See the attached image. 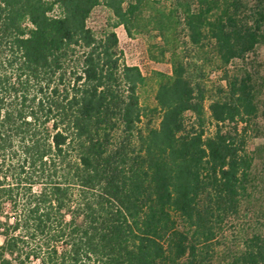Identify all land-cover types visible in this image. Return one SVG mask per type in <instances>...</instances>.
<instances>
[{
	"label": "trees",
	"instance_id": "trees-1",
	"mask_svg": "<svg viewBox=\"0 0 264 264\" xmlns=\"http://www.w3.org/2000/svg\"><path fill=\"white\" fill-rule=\"evenodd\" d=\"M202 4L184 10L188 38L212 42L224 87L208 99L173 50L143 108L146 78L114 32L131 35L142 0H0V264H213L247 194L258 113L250 79L225 69L259 44L264 0ZM100 5L115 23L97 36ZM225 260L264 264V233Z\"/></svg>",
	"mask_w": 264,
	"mask_h": 264
},
{
	"label": "rangeland",
	"instance_id": "rangeland-1",
	"mask_svg": "<svg viewBox=\"0 0 264 264\" xmlns=\"http://www.w3.org/2000/svg\"><path fill=\"white\" fill-rule=\"evenodd\" d=\"M132 0H127V2ZM143 7L137 14V20L128 35L122 26L114 29L118 39V50L122 61L127 66L138 67L146 78V84L138 93L143 108H154L156 103L154 95L156 84L154 73H171V60L173 50L183 60L189 77L194 84L204 88L207 98L218 96L222 82L223 72L213 54L211 41H204L193 46L188 38V31L184 22V10L189 7L192 12L200 8L206 0H142ZM213 1V0H207ZM251 3L253 0H247ZM251 4H249L250 7ZM218 12L216 8L210 15ZM58 12L55 10L52 15ZM173 18L174 26H169V17ZM248 18V12L242 16ZM164 25L163 34L157 29V21ZM115 23L110 11L104 6L96 7L90 14L86 25L97 36L110 25ZM259 44L253 52L247 54L242 60H232L225 71L229 76L238 78L247 77L253 86L255 103L258 113L246 126L244 140L245 149L253 158L247 194L240 203L236 216L230 217L221 227V231L213 246V264H225L228 255L241 249L245 239L253 234L264 233V24L261 26ZM206 100V130L211 133L208 105ZM153 126H157L159 118L150 117ZM193 116L186 114L188 126L193 123Z\"/></svg>",
	"mask_w": 264,
	"mask_h": 264
}]
</instances>
